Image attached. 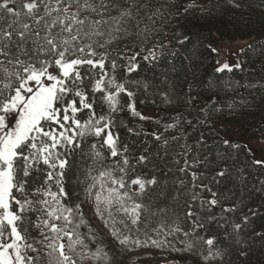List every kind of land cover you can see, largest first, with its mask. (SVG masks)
<instances>
[{"label": "snow or ice", "instance_id": "1", "mask_svg": "<svg viewBox=\"0 0 264 264\" xmlns=\"http://www.w3.org/2000/svg\"><path fill=\"white\" fill-rule=\"evenodd\" d=\"M228 4L242 7L240 0ZM196 8L207 10L196 0H185L182 8L169 0H0V264H41L45 258L46 264H113L108 246L97 243L98 230L85 207L120 250L166 245L198 255L202 264H225L233 247L245 261L255 244L264 247V231L253 229L249 235L252 218L260 213L249 208L236 222L243 201L232 203L235 192L219 191L222 184L236 182L243 193L248 181L245 167L235 166L236 157L217 150L211 159L212 145L202 132L191 142V133L183 129L164 138L182 123L195 131L191 120L178 113L164 132L151 133L165 156L170 143L179 146L172 158L179 175L171 181L172 169L163 180L155 166L151 175L138 171L152 154L148 148L137 154L117 131L126 127L116 120L119 112L152 119L137 109L138 92L151 86L139 77L142 65L157 67L176 55L168 52L170 42H154L162 32L155 25ZM218 65L216 73L243 70L239 61ZM207 87L228 89L230 82L209 80ZM247 87L264 90V78ZM160 95L162 102H173L169 92ZM195 100L189 94L185 103ZM235 106L227 105L230 110ZM198 111L203 119L197 124L211 127L223 106L213 97ZM137 127L140 131L129 128V135L139 136L143 129ZM220 143L241 148L231 138ZM251 165L264 169V158ZM70 173L83 191V199L75 196L79 203L68 190ZM257 182L255 190L264 191V179L257 177ZM163 199L169 204H161ZM213 224L222 237L209 234ZM161 234L162 239L153 238ZM177 234L185 237L181 248L168 240Z\"/></svg>", "mask_w": 264, "mask_h": 264}, {"label": "trees", "instance_id": "2", "mask_svg": "<svg viewBox=\"0 0 264 264\" xmlns=\"http://www.w3.org/2000/svg\"><path fill=\"white\" fill-rule=\"evenodd\" d=\"M206 1V12L196 8L187 16L170 17L167 23L164 22L167 28L174 26V35L169 39H164L162 42H170L168 52L175 51V57L165 58L157 67L149 68L146 65L141 67L139 77L149 81L151 86L146 93L143 91L138 92L137 107L142 110L156 112L159 115L160 123L157 124L155 120L152 128H148L143 125V121L133 118L130 113L123 111L116 114V120L118 123L121 121L125 122L126 127H118L117 131L120 133L122 142L128 143L137 154L143 152L144 148H148V152L152 154L151 161L145 167L138 169V171L151 175L153 166H155L157 174L163 180L165 179L164 174L168 173V169H172V172L168 173L167 177L171 181L172 178L179 175L176 172L177 166L172 159L175 151L179 150V146L177 143H170L168 155L165 156L164 150L160 147V142L155 141L151 133L164 132L163 126L171 122L172 118L178 113L184 119L191 120L193 125H195V131H193L192 127L182 123L176 129H170L167 133H164V138L178 135L183 129L185 133H191L189 137V142H191L197 139L202 132L207 137L208 143L212 145L208 149L212 153L211 159H215L217 150L221 152L227 151L230 155L236 157L234 161L236 167H245V175L248 182L244 187L243 193H241V186L236 182L222 184L219 191L228 192V190H231V192H235V198L232 203L237 200L243 201L240 206L241 211L235 214L236 222H239L241 214L248 213L249 208L255 209L260 213L252 218L249 226L250 235L253 229L257 232L264 231V191L255 190V188L260 187L257 177L264 179V169L251 165V160L255 158L247 144L240 141H232L241 145L238 151L223 146L220 141L224 139V136L221 130L217 128L216 122L225 120L231 124H240L245 131L264 136V90L247 87L248 84H254L264 78V71L261 70L262 65H264V5L257 6L259 0H240L242 7L233 8L228 4V0ZM172 3L178 4L181 8L183 6L181 0H173ZM185 36L188 39L184 40L183 44L178 43ZM216 36L231 40H249L248 44L243 48L244 58L241 63L243 70H234L231 73L227 71L224 73L215 72L217 67L216 53L213 51L210 42ZM249 45L252 47L249 48ZM168 59H172V64L168 63ZM173 67L176 69L174 72L171 71ZM163 69H168V72H163ZM209 80L215 81L218 85L221 81H228L230 82V87L228 89L223 87L209 89L207 87ZM190 84L194 85L191 93H189ZM162 92H169L173 102H162L160 95ZM189 94L196 97V100L191 105L185 103L186 96ZM213 97L223 106V111L213 115L211 127L201 126L197 124V119H203V116L198 109L204 107L205 103ZM140 100L145 102L141 104L139 103ZM242 100L248 103L241 105L239 102ZM233 102H236V106L230 110L227 105ZM137 126H142L143 131H141V134L139 136L129 135V128H135L140 131ZM157 152H159V156L156 155ZM200 171L205 170L201 168ZM207 174L211 175L210 172ZM74 181L75 177L70 173L68 190L74 193L73 202L79 203L80 200H76L75 196L78 195L83 199V191L81 188L75 187ZM234 184L235 186H233ZM172 192V186L169 184V197ZM160 203L169 204V200L163 199ZM169 206L176 211L181 210L176 205ZM155 227L156 224L152 223L151 228ZM81 229H85V232H87V228ZM209 230V234L223 236L222 231L218 230L215 224L210 225ZM32 234L36 235L35 232ZM177 235L182 240L185 239L182 234ZM97 243H103L108 246L103 237L97 236ZM92 247L94 248L95 245H92ZM108 248L114 257L113 264H128L119 256L115 248H110L109 246ZM124 250L123 252H127V249ZM229 259L231 264H264V247H261L259 243L255 244L247 261L240 258L235 247H233L229 257L225 258V264H229ZM176 261H178V264H202L198 255L188 252H180ZM41 264H46V258L41 261ZM142 264H162V262L158 259H144Z\"/></svg>", "mask_w": 264, "mask_h": 264}, {"label": "rangeland", "instance_id": "3", "mask_svg": "<svg viewBox=\"0 0 264 264\" xmlns=\"http://www.w3.org/2000/svg\"><path fill=\"white\" fill-rule=\"evenodd\" d=\"M173 0H169L172 3ZM182 3L185 0H181ZM197 3H203L207 9V1L206 0H196ZM203 12H206L203 11ZM155 27L162 29V32L155 36V41L162 42L164 39H169L172 35H174V26L167 28L164 22H158ZM173 33V34H172ZM249 40L246 39H236L231 40L228 38H223L216 36L211 42L210 45L213 49H215L216 53V66L219 64H223L225 62L230 65L236 64L238 61L242 63L244 54L243 48L248 44ZM143 115L151 117L150 120H144L142 123L145 127L152 128L155 120L158 119L159 115L154 111H146L138 108ZM217 128H219L224 136V138H231L232 141H240L248 145L251 150L253 157L255 159L264 158V136L249 133L245 131L242 125L240 124H231L225 120H221L216 122ZM86 216L90 218L91 226L98 230V237H103L105 242L111 248H115L119 253V256L128 264H142L144 259H158L162 264H178L176 258L180 252L173 251L169 247L162 246L160 248L149 245L148 247L135 248L131 251L127 250V252H123L120 250L118 245L112 240L109 236L106 229L103 228V225L94 219H91L92 212L89 208L85 207ZM81 231L85 232V229H81ZM143 238V237H142ZM156 239H162L163 234L160 237H153ZM169 242L174 245L176 248H181L182 244L180 241L182 240L179 235L174 237H168ZM126 251V250H124ZM85 264H91L90 261H86Z\"/></svg>", "mask_w": 264, "mask_h": 264}, {"label": "water", "instance_id": "4", "mask_svg": "<svg viewBox=\"0 0 264 264\" xmlns=\"http://www.w3.org/2000/svg\"><path fill=\"white\" fill-rule=\"evenodd\" d=\"M150 130V129H149Z\"/></svg>", "mask_w": 264, "mask_h": 264}]
</instances>
